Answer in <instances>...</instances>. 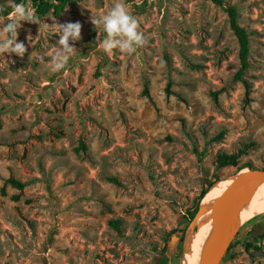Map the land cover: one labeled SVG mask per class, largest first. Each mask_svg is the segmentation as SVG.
<instances>
[{
	"label": "rangeland",
	"instance_id": "374dc122",
	"mask_svg": "<svg viewBox=\"0 0 264 264\" xmlns=\"http://www.w3.org/2000/svg\"><path fill=\"white\" fill-rule=\"evenodd\" d=\"M222 1L249 39L248 90L211 0H125L145 41L131 55L96 49L91 19L118 0H72L58 15L21 3L40 31L22 22L25 55L0 54V264H181L169 235L194 230L188 212L206 184L264 170V0ZM70 22L82 39L53 73L56 25ZM238 151L237 167H216ZM220 264H264V214Z\"/></svg>",
	"mask_w": 264,
	"mask_h": 264
},
{
	"label": "clouds",
	"instance_id": "9594fccd",
	"mask_svg": "<svg viewBox=\"0 0 264 264\" xmlns=\"http://www.w3.org/2000/svg\"><path fill=\"white\" fill-rule=\"evenodd\" d=\"M11 9L10 18L5 17L6 23L0 27V54H15L23 57L26 48L23 42H17L18 29L22 27V22L39 25L40 22L28 12L22 4H17L16 0H0V11ZM91 23L97 30V51L106 54L118 50L125 54H134L139 46L144 44V39L138 31V23L132 15L125 0H118L103 15L92 18ZM58 27V40L47 62L49 70L59 73L66 68L74 51L76 42L82 39L81 24L79 22L56 25ZM45 29L50 26L43 24Z\"/></svg>",
	"mask_w": 264,
	"mask_h": 264
},
{
	"label": "trees",
	"instance_id": "16d2710c",
	"mask_svg": "<svg viewBox=\"0 0 264 264\" xmlns=\"http://www.w3.org/2000/svg\"><path fill=\"white\" fill-rule=\"evenodd\" d=\"M29 1L35 8V11L38 15H45L49 12H52L55 15L60 14L63 12V10L66 8V6L71 4L72 0H16L17 4H21L23 2ZM216 6L223 7L225 10V13L227 14L229 18V24L230 29L232 30L237 43H238V60H239V69L237 73L234 75V79L242 83L244 88L248 90L249 85L248 82L245 79V73L250 67L249 64V39L246 34V31L244 28H242L238 24V18L239 13L237 9L233 6H225L222 0H211ZM10 10L5 9L3 11H0V18H5L9 16ZM145 94H147V91H145ZM243 154V151H238L237 153L232 154H218L215 160L216 167L218 169L226 168V167H237L238 166V159ZM240 169V167L238 168ZM113 180V179H111ZM219 182V180H215L213 183H207L206 187L201 191L199 197L196 199L195 204L191 211L188 212L187 220L188 225H191L194 221L196 215L199 212L200 204L203 200V198L206 196L208 191L211 189V187L216 183ZM9 184L11 187L22 190L25 188V183H22L18 180H15L13 178H10L5 181V185ZM5 193V186L1 189V195L4 196ZM119 220L111 221L110 225L113 226L115 229H118L119 227ZM179 231H172L169 235V237L175 238L178 240L179 248L182 252V243L184 242V239L186 237V229H183L180 231V235L178 233Z\"/></svg>",
	"mask_w": 264,
	"mask_h": 264
},
{
	"label": "water",
	"instance_id": "95a60500",
	"mask_svg": "<svg viewBox=\"0 0 264 264\" xmlns=\"http://www.w3.org/2000/svg\"><path fill=\"white\" fill-rule=\"evenodd\" d=\"M245 175L253 177L256 183L251 190L240 193L238 186ZM225 182L228 183V193L211 212L204 228L203 240L207 249V264H220L223 258L225 251L223 234L230 214L240 211L251 212L264 202V170L244 168Z\"/></svg>",
	"mask_w": 264,
	"mask_h": 264
},
{
	"label": "bare ground",
	"instance_id": "6f19581e",
	"mask_svg": "<svg viewBox=\"0 0 264 264\" xmlns=\"http://www.w3.org/2000/svg\"><path fill=\"white\" fill-rule=\"evenodd\" d=\"M255 183L256 181L253 177L245 175L238 186V191L240 193L247 192L255 186ZM227 186L228 183L225 181L216 182L206 194L202 210L198 212L194 219L192 226L194 230H189L186 239H184L181 264H207V249L203 240L205 224L214 208L227 195ZM261 214H264V202L259 208L251 212L240 211L231 213L223 234V247H226L232 241L240 227L248 220Z\"/></svg>",
	"mask_w": 264,
	"mask_h": 264
}]
</instances>
